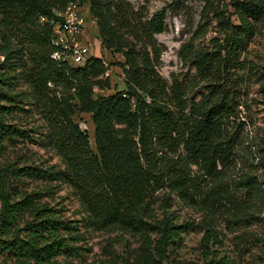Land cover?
Segmentation results:
<instances>
[{"label":"trees","instance_id":"1","mask_svg":"<svg viewBox=\"0 0 264 264\" xmlns=\"http://www.w3.org/2000/svg\"><path fill=\"white\" fill-rule=\"evenodd\" d=\"M70 1L84 0H0V86L12 87L11 73L17 72L46 119V143L64 166L51 172L8 165L4 171L18 178L61 180L73 190L92 226L134 236L154 231L161 248L186 227L149 221L153 196L160 190L233 225L252 219L247 199L262 196L258 183L246 176L233 190L223 180L236 157V132L229 125L248 63L242 56L258 26H264V0H230L231 14L225 0H200L202 21L213 19L222 40L211 52L195 51L191 43L182 47L181 60L189 61L204 83L205 94L197 102L188 97L189 84L173 77L168 85L157 73L162 50L155 36L166 30L165 9L142 20L124 0H89L101 47L123 57L118 65L126 87L94 97V88L108 86L105 63L90 57L77 67L52 60L51 28L39 23L40 17L50 19L53 10ZM77 111L91 115L95 151L86 131L73 121ZM0 134L28 138L26 131L2 121ZM0 183L3 187L2 175ZM243 189L247 199H240ZM33 206L28 196L11 203L1 192V234L16 230L18 219ZM32 211L35 218L25 224L24 237L17 229L12 238L0 239V255L7 261L3 264H61L58 257L73 249L68 222L48 208ZM207 235L217 238L215 231Z\"/></svg>","mask_w":264,"mask_h":264},{"label":"rangeland","instance_id":"2","mask_svg":"<svg viewBox=\"0 0 264 264\" xmlns=\"http://www.w3.org/2000/svg\"><path fill=\"white\" fill-rule=\"evenodd\" d=\"M124 1L130 4L142 20H148L156 12L165 9L166 30L155 36L162 50L157 73L168 85L173 77L189 84L192 90L188 97L197 102L205 94L204 83L199 80L189 61L181 60L182 47L191 43L195 51L211 52L214 43L222 40L213 19L206 24L202 21L203 2ZM78 3L84 13L88 14L89 25L84 37L90 45V57L102 59L107 68L104 77L108 80V86L104 89L94 88V97L126 90L124 74L118 65L123 63V57L101 47L96 20L90 14L89 0ZM225 4L227 13H233L230 0H225ZM1 18L0 15V31H3ZM244 58H247L248 63L247 68L241 72V98L236 100V109L229 125L236 132L235 163L225 175L223 183L234 190L237 188L235 184L242 178H254L261 188L262 196L247 199V191H238L240 199H247V215L253 216L252 219L247 218L233 225L222 216L213 218L198 205L180 201L167 189L160 190L153 196L149 221L160 223L165 220L170 225L186 227L179 238H173L161 248L158 243L159 233L154 231L147 230L134 236L118 229L100 230L92 226L73 190L61 180L10 176L4 171L8 165L13 169L37 167L51 172L64 168L60 157L46 143V119L41 116L27 85L17 72H10L15 75L12 87L0 86V122L14 126L18 131H26L28 138L19 135L9 138L0 134V175L3 176L0 193L7 194L11 203L20 202L28 196L33 201V207L48 208L60 220L69 223L74 239L69 244L73 249L58 257L61 264H264V26H258L242 56ZM2 61L3 56L0 55V63ZM73 121L81 130L86 131L90 147L95 151L91 115L77 111ZM167 197L170 200H166ZM32 208L18 219L17 229L21 237L25 235V224L34 221ZM224 217H228L227 211ZM16 230L6 234L0 232V239L12 238ZM208 231H215L217 238L208 236ZM5 262V255H0V263Z\"/></svg>","mask_w":264,"mask_h":264},{"label":"built area","instance_id":"3","mask_svg":"<svg viewBox=\"0 0 264 264\" xmlns=\"http://www.w3.org/2000/svg\"><path fill=\"white\" fill-rule=\"evenodd\" d=\"M53 17L39 18V23L51 28L50 45L53 48L51 59L69 66L83 65L91 56L90 45L84 33L88 27V14L78 1H70L62 10H53Z\"/></svg>","mask_w":264,"mask_h":264}]
</instances>
